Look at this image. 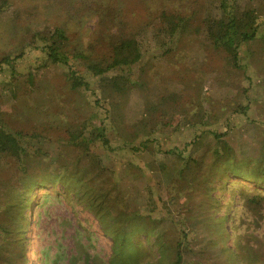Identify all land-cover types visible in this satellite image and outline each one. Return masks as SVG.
<instances>
[{
  "label": "rangeland",
  "instance_id": "374dc122",
  "mask_svg": "<svg viewBox=\"0 0 264 264\" xmlns=\"http://www.w3.org/2000/svg\"><path fill=\"white\" fill-rule=\"evenodd\" d=\"M8 1L9 11L0 14V62L5 55L11 62L0 67V81L11 79L13 65L19 83L15 96L9 90H0V131L50 137L46 146L37 142L33 151L40 147L48 155L40 157L41 163L37 157H25L24 164L30 170L18 179L13 178L10 191L3 194L7 202L23 194L32 198L26 211L27 257L24 262L11 264H111L110 259L115 256L113 239L104 231L101 219L76 196L79 185L66 184L56 176L63 171L64 179L69 178L75 173V164L79 161L82 167L90 152L99 153L106 163L118 169L123 159L120 152L107 150L96 140V134L102 122L109 126L117 124L123 112L138 105L148 113L154 126V119L157 120L149 142L156 149L174 146L183 149L203 130H229L227 139L238 150L236 160L241 161L240 169L236 173L225 172V165L234 161L221 159L223 164L215 168L211 183L214 189L210 191L218 201L211 214L202 215L210 228L206 235L220 240L215 249L227 247L230 252L219 256L216 263L206 256L200 264H264V183L254 180L264 178V158L259 160L260 171L251 169L257 162L244 165L249 158L264 154V40L244 44L240 49V67L233 68L227 53L204 39L203 10L210 0ZM255 3L263 23L264 0ZM164 14L181 15L189 21L192 32L176 33L171 40L164 38L163 46L152 48L139 62L126 66V72L143 84L145 92L139 94L142 100L118 95L101 107L91 92L80 94L70 88L68 66L53 62L42 45L37 43L39 47L35 51H26L32 48L28 43L33 44L35 32L55 27L64 29L68 37L65 50L70 59L78 58L80 53L83 57L103 55L110 40L125 35L141 34L143 40L152 39L154 44L153 37L159 34ZM197 28L202 30L197 32ZM261 30L264 34V24ZM121 71L118 68L110 74ZM82 74H87L84 69ZM175 82L188 87L182 90L181 97L162 100ZM249 86L258 95L251 93L253 101L247 103L240 99L245 96L242 90ZM244 103L249 106V116L238 111ZM125 124L121 137L114 138L112 145L124 144L125 138H136L134 126ZM119 125L123 127L122 123ZM75 128H78V143L69 137ZM3 133L0 132L2 138ZM89 138L94 141L91 143ZM0 162L1 173L8 175L12 161L0 155ZM32 183L36 185L31 187ZM22 185L25 188L20 189ZM127 214L126 210L121 212L119 220L126 222L121 217ZM152 215L174 216L178 224H184L198 215V210L184 207L176 211L165 200L158 202ZM215 228L221 232H215ZM133 241L140 242L155 258L159 257L158 246L153 245L155 236L140 233L134 235ZM254 252L257 259L248 261ZM231 253L234 258L227 256ZM0 264L5 261L0 259Z\"/></svg>",
  "mask_w": 264,
  "mask_h": 264
},
{
  "label": "trees",
  "instance_id": "16d2710c",
  "mask_svg": "<svg viewBox=\"0 0 264 264\" xmlns=\"http://www.w3.org/2000/svg\"><path fill=\"white\" fill-rule=\"evenodd\" d=\"M256 3L255 0H210L204 7L202 18L204 39L215 49L226 52L233 68L240 67V49L244 44L260 38L264 40L261 30L264 21L261 23L259 6ZM8 6L9 1L2 0L0 14L9 11ZM201 30L202 28H197L196 31ZM179 32H192L189 21L181 15L164 14L159 28V34L162 35L157 34L158 36L153 37L154 44L152 39L146 40L148 42L145 38L143 40L141 34L125 35L110 40L103 55L83 57L80 53L78 58L70 59L65 50L68 37L64 29L55 27L46 29V32H35L31 42L33 44H27L32 48L26 51H35L36 47H39L38 44L42 45L53 62L68 66L70 88L80 94L91 92L97 96V104L103 107L108 100L118 95L134 96L142 100L139 94L141 91L145 92L143 84L132 77L131 72H126V68L139 62L152 48L163 46L164 38L171 40ZM2 59L4 61L0 62V67L11 62L7 55ZM74 59L81 61L74 62ZM11 66V79L1 80L0 90H9L15 96L19 77L14 73L13 65ZM80 66L81 72L78 73ZM118 68H122V71L110 74ZM83 69L86 75L82 74ZM186 87L188 86H178L177 82L170 84L162 100L181 97V92ZM243 93L244 99L240 100L247 103L253 101L251 93L258 95L252 86L244 88ZM247 103L240 104L238 111L249 116ZM143 111L141 105L130 106L120 116L119 123L109 126L102 122L101 128L98 129L96 140H100L101 145L110 152L115 154L120 152L123 157L118 169L106 163L99 153L90 152L87 153L88 160L82 167L79 161L75 164V173L69 178L64 179L63 171L58 172L56 177L62 178L66 184L79 185L80 189L76 196L101 219L104 231L113 239L115 256L110 259L111 264H200L204 263L202 260L206 256L212 263H216L219 256L223 257L230 249L227 247H223L222 250L215 249L220 240L206 235L210 228L205 222V216L211 214L218 201L211 196L210 191L214 189L211 183L215 168L223 164L221 159L227 157L234 161L225 165V172L236 173L240 169L241 161L236 160L238 150H235L227 139L229 130L224 132L203 130L183 149L178 146L164 150L156 149L150 146L149 142L152 141L151 136L157 128V120L154 119L156 123L154 126L148 113ZM121 123L123 127L119 125ZM125 123L134 126L136 138L133 140L125 138L124 144L119 141L120 144L112 145L114 138L119 140L121 137V130L126 127ZM4 130L1 129L4 138L0 135V155L11 160L13 165L8 167L10 173L5 176L1 173L3 166L0 162V259L5 261V264H11L13 261L24 262L27 257L26 234L29 216L26 211L32 198L23 194V197L7 202L3 194L5 190L10 191L8 188L11 187L9 185L13 178L18 179L20 174L30 170L24 164L25 157L30 156L31 159L37 157L40 160V157L48 155L47 151L41 150L40 147H36V152L33 151L36 150L37 142H42L46 146L50 142V137L40 133L25 134L21 131ZM77 132L78 128L69 132L70 139L76 143L80 140ZM89 141L92 143L94 140L89 138ZM29 144L32 146L29 147ZM185 151L189 152L186 154ZM262 153L252 159L249 158L244 165L257 162L251 169L260 171L262 162L259 160L264 158ZM61 166L58 165L60 169ZM254 180L257 183H264V178ZM30 185L33 187L36 184ZM23 188L25 185L20 187ZM180 193H183L182 197ZM165 200L176 211L184 207L196 208L198 215L189 218L184 224H178L174 216L154 217L152 212L158 207V202L162 203ZM124 210L128 214L121 218L126 219V222L119 220ZM215 230L220 231L217 228ZM140 233L155 236L153 245L158 246V258L144 250L140 242L133 241L134 235ZM223 235L225 238V232ZM208 247L211 249H207ZM207 252L210 256L206 255ZM227 256L234 258L232 253ZM252 259H257L255 252L247 258L251 262Z\"/></svg>",
  "mask_w": 264,
  "mask_h": 264
}]
</instances>
